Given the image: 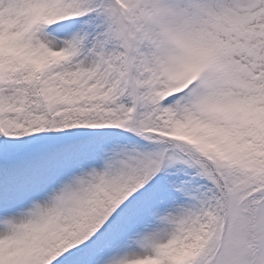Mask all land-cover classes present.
I'll return each mask as SVG.
<instances>
[{
  "label": "snow or ice",
  "instance_id": "6c2138e0",
  "mask_svg": "<svg viewBox=\"0 0 264 264\" xmlns=\"http://www.w3.org/2000/svg\"><path fill=\"white\" fill-rule=\"evenodd\" d=\"M0 264H264V0H0Z\"/></svg>",
  "mask_w": 264,
  "mask_h": 264
}]
</instances>
